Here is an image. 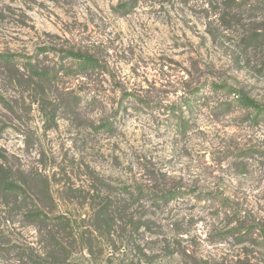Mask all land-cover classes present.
<instances>
[{"label":"rangeland","instance_id":"374dc122","mask_svg":"<svg viewBox=\"0 0 264 264\" xmlns=\"http://www.w3.org/2000/svg\"><path fill=\"white\" fill-rule=\"evenodd\" d=\"M0 53V264H264V0H0Z\"/></svg>","mask_w":264,"mask_h":264},{"label":"trees","instance_id":"16d2710c","mask_svg":"<svg viewBox=\"0 0 264 264\" xmlns=\"http://www.w3.org/2000/svg\"><path fill=\"white\" fill-rule=\"evenodd\" d=\"M65 54L68 57H71V59L75 63V68L78 71L87 72L90 70H93L99 66L98 60L91 55H87L82 52H72V51H66ZM16 55L14 54H4L0 53V59L4 62H11ZM28 69H31V72L33 74H36L37 76L41 78H45L48 74L45 73L43 70H38L37 68L33 67L31 64L28 66ZM235 103H238L241 107L246 109H252L255 112V116L259 115V113L263 112V108L259 106L254 100L243 96V95H237L235 98ZM0 173L2 174V170H0ZM7 177V176H5ZM5 186L9 187L10 190H15V187L13 184H10L9 182L5 181Z\"/></svg>","mask_w":264,"mask_h":264}]
</instances>
